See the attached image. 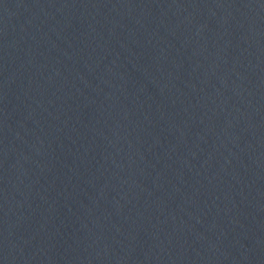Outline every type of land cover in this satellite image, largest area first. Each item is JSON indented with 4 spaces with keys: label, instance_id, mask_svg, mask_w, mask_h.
Here are the masks:
<instances>
[{
    "label": "water",
    "instance_id": "95a60500",
    "mask_svg": "<svg viewBox=\"0 0 264 264\" xmlns=\"http://www.w3.org/2000/svg\"><path fill=\"white\" fill-rule=\"evenodd\" d=\"M0 264H264V0H0Z\"/></svg>",
    "mask_w": 264,
    "mask_h": 264
}]
</instances>
